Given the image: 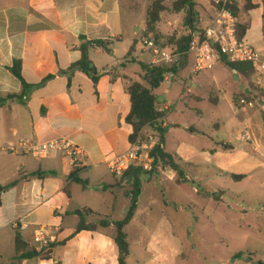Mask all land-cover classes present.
<instances>
[{"label":"crops","instance_id":"1","mask_svg":"<svg viewBox=\"0 0 264 264\" xmlns=\"http://www.w3.org/2000/svg\"><path fill=\"white\" fill-rule=\"evenodd\" d=\"M154 1L0 0V264H120L115 223L125 219L136 181L140 182L137 209L125 228L131 245L127 264H177L183 252L178 232L164 212L161 218L153 216L154 207L160 204L142 202L144 188L153 185L165 198L168 190L175 188L188 197L203 194V198L216 199L217 194H225L223 190L203 189L202 167H212L231 180L233 175L244 176L240 182L248 185L245 196L262 204L264 213V107L234 108L236 98L262 93L263 97L264 88L258 84L256 73L251 85L243 73L228 66L226 59L214 68H219V73L212 70L209 75L193 77L189 71L191 58L188 68L177 75L169 74L155 91L158 97L165 96V102L158 98L164 104L160 111L166 113L159 122L166 131L164 151L180 160L186 179L195 185H190L191 192L180 187L178 174L162 162L152 173L135 170L121 179L110 172L108 162L130 147L132 128L126 119L132 101L128 89L134 82L144 84L142 65L150 64L143 60L149 55L143 52L140 40ZM174 1L165 2L167 10L157 25L161 37L179 38L190 33L184 27L185 13L173 11ZM251 1L256 8L245 11V1L236 0L239 22L249 26L243 40L264 53V0ZM205 13V19L201 15L202 31L208 25L211 7ZM161 22L166 24L163 32ZM178 26L184 35H175ZM93 42H102L105 48L91 47ZM83 46L88 47L92 67L98 72L97 83L74 67L83 57ZM16 61L22 63L25 82L33 86L25 93L22 82L10 71ZM137 64L141 72L134 69ZM185 71L186 77L178 79ZM178 82L183 85L179 101L189 98L209 102L236 117L231 135L235 144L223 141L217 130L205 133L193 120L173 119L178 103L172 106L168 96ZM243 82L247 85L240 89ZM206 88L211 89L210 95L197 94ZM12 95L19 98L9 99ZM244 126L251 131L249 142L238 139ZM148 129L159 141L153 129L148 127L143 132ZM61 137L83 149L85 158L80 169L74 170L66 154L35 157L5 151L9 144L22 139L48 142ZM75 171H79L80 182L70 178ZM162 206L167 210L171 203L165 200ZM175 207L176 211L178 207L185 210L184 205ZM79 213L97 230L77 233ZM14 223L26 228L17 230ZM42 226L59 229L51 252L46 257L18 260L36 252L34 233ZM136 246L139 260L134 254Z\"/></svg>","mask_w":264,"mask_h":264},{"label":"rangeland","instance_id":"2","mask_svg":"<svg viewBox=\"0 0 264 264\" xmlns=\"http://www.w3.org/2000/svg\"><path fill=\"white\" fill-rule=\"evenodd\" d=\"M198 4L197 10L205 19V11L207 12L209 9L211 0H199ZM165 25L163 22L159 25L162 32L167 30ZM180 26L183 27V25ZM181 27H179V31L174 32L175 35L185 34ZM162 39L161 46L165 47L167 37H162ZM143 60L150 61L149 57H145ZM134 69L141 72V67L138 64L134 65ZM219 71L220 69L216 68L214 73H219ZM210 72H203L200 75H209ZM186 75L187 71L183 72L178 79L184 78ZM143 83L147 86L144 81ZM246 85V82H243L239 88L243 89ZM210 90L209 88L202 89L197 91V94L205 97L211 94ZM182 92L183 85L178 82L175 83L168 96V102H172V106L175 107L178 103L176 110L172 112L173 119L193 120L205 133L209 134L217 130V136H221L223 141L236 143L231 136L236 117L230 111L216 108L209 102H198L189 98L179 101ZM186 105L190 109H186ZM151 134L148 129L142 133V139L147 140ZM201 141L203 142V140ZM200 173L202 187L205 191L223 190L225 194H217L216 199L203 198V194H201L202 196L188 197L175 188L169 189L165 198L160 189L153 185H145L144 188L142 202L160 204L154 207L153 216L161 218L162 212H164L174 223L175 232H178L177 237L183 252L177 264L264 263L263 205L255 199H248L245 196L244 192L248 187L245 182L220 176L219 172H216L212 167H202ZM165 200L171 203L167 210L162 206ZM175 205H184L185 210H179L178 207L176 211ZM133 234L135 235V233ZM134 254L138 259L139 246L134 247ZM239 254L243 256L239 257Z\"/></svg>","mask_w":264,"mask_h":264},{"label":"built area","instance_id":"3","mask_svg":"<svg viewBox=\"0 0 264 264\" xmlns=\"http://www.w3.org/2000/svg\"><path fill=\"white\" fill-rule=\"evenodd\" d=\"M235 0H211L212 14L203 35L193 36L190 55V76H197L203 72L212 71L215 66L226 59L229 63L251 64L258 77V84L264 88V53L256 51L248 43L238 37L237 26L239 19L233 12ZM140 44L144 53L150 57V64L157 67H173L177 65L179 56L176 52L162 47L153 34L142 36ZM169 74L166 75L168 78ZM264 107V96L248 99L244 96L236 98L234 108L237 111ZM155 134H157L155 132ZM238 139L249 142L252 139L248 126L239 131ZM158 139L149 136L147 140L142 135L130 143L129 150L108 162L110 172L117 178H123L130 171L152 173L157 165L154 155ZM5 151L12 155H32L35 157H49L53 154H66L74 170L83 166L85 153L81 147L68 138L61 137L48 142H39L32 139H22L19 143H11ZM14 228L25 229V225L14 223ZM59 229L52 226L39 227L34 233L35 250L41 255L51 252L52 246L58 239Z\"/></svg>","mask_w":264,"mask_h":264},{"label":"trees","instance_id":"4","mask_svg":"<svg viewBox=\"0 0 264 264\" xmlns=\"http://www.w3.org/2000/svg\"><path fill=\"white\" fill-rule=\"evenodd\" d=\"M198 1L199 0H175L173 3V11L177 13L184 12L185 13V19H184V27L187 28V30L190 32L189 35H184L179 38L177 37H169L166 39V46L164 48L174 51L179 56V61L177 65L173 67H157L153 66L151 64H143L142 65V72H143V81L146 83L147 86L144 84H141L139 82H134L131 84V86L128 89V92L131 96L132 101V110L130 115L127 117L126 121L132 128V134L130 136V142L135 141L139 136L142 135L143 131L146 128L153 129L157 135L159 136V141L157 144V147L155 149L154 155L157 158V163L162 162L166 164L170 169L175 171L178 174V182L180 184V187L187 191L191 192L190 182L186 179V174L184 170L182 169L180 163V160L176 157L165 153L164 151V144H165V134L166 131L163 127L159 126V122L162 121L165 118L166 113L160 111V107L164 104L161 103V101L158 100V96L155 94V91L160 89L163 85V83L166 80L167 74H174L177 75L179 72L185 70L188 68L190 64V46L193 39V34L199 33L200 35H203V31L199 29L201 25V14L197 10L198 7ZM245 11H250L256 6L252 3L251 0H244ZM166 0H156L153 2L152 6L149 9L148 12V20H147V28L144 32V36H148L150 34H153L158 43L161 45L162 37L157 34V25L161 21V15L163 12L167 10L165 6ZM234 14L239 19V7L236 2L234 1V6L232 7ZM249 29V26L246 23H238L237 26V33L238 37L240 39H244V37L247 34V31ZM97 45L100 47L105 48L104 43L102 42H93L90 43V46ZM174 46L176 50L172 48ZM163 47V46H162ZM87 46L82 47V53L83 57L81 61L76 64L74 67L80 68L82 71H84L87 75H89L92 80L97 83L98 82V72L95 67H91L92 61L89 57V51ZM135 45L130 50V55L134 52ZM228 66L230 68L235 69L239 71L240 73H243L246 78L251 81L252 83V77L255 73V70L251 64L247 63H229ZM10 71L12 74L18 78L24 87V93L33 88V86L28 85L23 76H22V63L20 61H16L13 65V67L10 68ZM263 94V93H262ZM262 94L257 97H252L251 95H243L244 97L248 99H254V98H262ZM9 99H16L19 98L17 96H9ZM79 171H75L70 178L76 182H80V180L77 178V173ZM133 171H130L128 175H130ZM133 174V173H132ZM232 178L235 181H240L244 178L242 175H233ZM16 183H13L10 185V187L14 186ZM194 185V184H193ZM195 186V185H194ZM136 191L133 192L131 204L128 209V213L124 220L119 221L115 223L116 226V235L114 237V241L117 244L119 248V263L120 264H127L128 259L130 257L131 252V245L128 240V236L125 232V228L130 224L132 219L134 218L138 199L140 196V182H135ZM199 189V186L196 187ZM2 205V193L0 192V207ZM81 220L80 223L76 229V232H81L84 230L88 231H95L97 230L96 225L90 224L86 217L79 213ZM102 226H107V224L102 223ZM54 246V245H53ZM52 246V248H53ZM41 254L33 251L30 253H26L20 257H18V260H25V259H32L35 257H40ZM45 257L47 255H44ZM239 257H242V254L238 255ZM257 264H264L263 262H259Z\"/></svg>","mask_w":264,"mask_h":264},{"label":"water","instance_id":"5","mask_svg":"<svg viewBox=\"0 0 264 264\" xmlns=\"http://www.w3.org/2000/svg\"><path fill=\"white\" fill-rule=\"evenodd\" d=\"M91 67H92V65H91ZM236 72V71H235ZM159 99L162 101V102H165V96H161V97H159ZM2 188H0V192H2Z\"/></svg>","mask_w":264,"mask_h":264}]
</instances>
